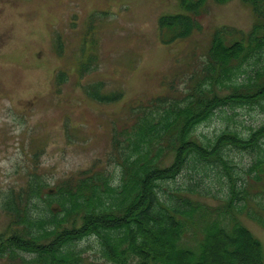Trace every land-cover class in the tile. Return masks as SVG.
I'll list each match as a JSON object with an SVG mask.
<instances>
[{
    "label": "trees",
    "instance_id": "1",
    "mask_svg": "<svg viewBox=\"0 0 264 264\" xmlns=\"http://www.w3.org/2000/svg\"><path fill=\"white\" fill-rule=\"evenodd\" d=\"M241 1L255 16L250 32L217 29L186 90L131 106L130 117L112 130L107 162L50 191L41 175L31 174L26 189L5 194L2 209L14 229L0 235V259L83 264L74 245L95 238L101 258L112 264H264V246L241 220L264 229V122L248 133L225 128L208 142L196 136L218 110L264 108V0ZM178 2L183 13L159 19L163 44L202 30L207 0ZM66 79L62 73L57 83ZM103 89L102 82L85 87L99 103L123 98L121 91ZM230 152L250 156L248 168L239 169ZM191 164L195 184L170 191ZM210 166L222 188L217 205L194 197H210L202 184ZM38 203L42 208L35 212Z\"/></svg>",
    "mask_w": 264,
    "mask_h": 264
},
{
    "label": "rangeland",
    "instance_id": "2",
    "mask_svg": "<svg viewBox=\"0 0 264 264\" xmlns=\"http://www.w3.org/2000/svg\"><path fill=\"white\" fill-rule=\"evenodd\" d=\"M206 8L200 32L163 44L159 19L183 13L178 0H0V235L14 229L2 209L7 192L26 189L31 174L41 175L50 191L55 183L107 162L112 130L130 117L131 106L186 90L217 29L248 33L255 23L241 0H207ZM62 73L66 82L58 84ZM99 82L103 93L121 91L123 98L113 104L91 99L85 87ZM263 122L259 105L225 108L196 136L208 142L225 128L248 133ZM230 153L239 169L248 168L250 156ZM192 165L168 185L170 191L195 184ZM110 169L115 174L114 165ZM207 172L202 184L210 197H194L217 205L222 188L213 176L216 167ZM35 207L40 212L42 203ZM241 220L264 246V229ZM74 248L83 264H112L101 258L95 238ZM0 264L11 262L5 258Z\"/></svg>",
    "mask_w": 264,
    "mask_h": 264
}]
</instances>
